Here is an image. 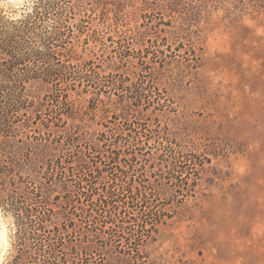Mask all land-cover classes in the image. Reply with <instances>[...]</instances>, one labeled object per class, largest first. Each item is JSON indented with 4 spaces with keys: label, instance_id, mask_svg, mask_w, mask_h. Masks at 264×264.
Wrapping results in <instances>:
<instances>
[{
    "label": "rangeland",
    "instance_id": "1",
    "mask_svg": "<svg viewBox=\"0 0 264 264\" xmlns=\"http://www.w3.org/2000/svg\"><path fill=\"white\" fill-rule=\"evenodd\" d=\"M27 1L0 0V10L7 21H17ZM100 2L99 6L71 2L76 15L69 24L83 19L87 28L83 34L75 32L67 47L73 45L81 59L92 60L106 75L113 72L108 57L115 56L121 39L129 40L130 52H136L143 43L139 40L144 39L155 53L153 61L144 64L130 59L122 71L132 80L143 64L144 77L155 79L159 97L152 98L148 110L127 114L120 104L103 96L104 104L92 110L90 94L71 92L76 113L74 121L62 117L67 120L64 130L71 124L80 126L78 132L84 139L100 134L108 138L122 134L127 139L143 136L138 146H145L144 151L136 168L129 171L132 190L141 191L147 184L160 187L164 194L159 198L142 196L166 217L153 239L139 243L136 234L127 235L122 229V222L110 231L95 230L80 217L81 211L73 221L76 227L66 226L70 221L65 222L64 212L54 206L53 225L36 234L61 242L55 251L61 258L59 264H264V0ZM117 14H123L128 26L119 33L114 25L108 27ZM93 30L99 31L104 45L94 41ZM64 55L58 56L61 62L76 63ZM6 60L10 65L12 60ZM21 63L12 68L17 75L25 67ZM35 92L43 96L42 87ZM42 113L0 121V135L29 141L35 130L45 132L38 118H53L49 109L43 108ZM158 136L180 144L179 151L200 155L204 165L191 175L177 174L178 181H163L169 171L158 158L169 154L153 145ZM84 148L75 150L76 161ZM179 185L182 189L176 191ZM166 194L173 196L169 199ZM140 215L130 212L134 220ZM0 225L6 232L0 264H6L16 253L13 246L20 236L13 218L1 209Z\"/></svg>",
    "mask_w": 264,
    "mask_h": 264
},
{
    "label": "trees",
    "instance_id": "2",
    "mask_svg": "<svg viewBox=\"0 0 264 264\" xmlns=\"http://www.w3.org/2000/svg\"><path fill=\"white\" fill-rule=\"evenodd\" d=\"M72 1L28 0L22 5V14L17 21H7L0 10V121L5 122L6 118L15 115L38 117L44 114L43 108L45 112L49 109L53 117L38 118L45 132L35 130L36 135L31 137L35 139L34 143L30 135L27 142L11 140L8 134L0 135V209L13 218L15 233L20 236L13 246L16 253L6 264L61 262L55 253L61 242L36 234L46 232L53 225L54 206L64 212L65 222L70 221L66 226L75 228L73 221L78 218L77 211H81L80 217L95 230L110 231L122 222V229L127 235L136 234L139 243L153 239L166 217L142 196L145 193L157 199L164 194L160 187L147 184L142 187L143 192L132 190L134 180L129 171L136 168V160L144 151L145 146H138L142 144L143 136L127 139L122 134L113 138L100 134L84 139L78 132L80 126L71 124L64 130L67 120L74 121L76 113L71 92L77 96L90 94L88 102L92 110L104 104L103 96L110 103L120 104L127 114L148 110L152 98L158 96L154 89L155 79L144 77L143 64L132 80L122 71L127 70L130 59L145 61L144 64L153 61L155 53L146 46L144 39L139 40L143 43L138 44L136 52L128 50L129 40L121 39L115 56L108 57L113 72L106 75L92 60L81 59L73 45L67 47L77 35L75 32L83 34L87 28L83 19L77 25L69 24L76 15ZM82 2L96 6L101 3L100 0ZM107 19L104 16L106 22ZM111 25L116 27L117 33L121 27H128L123 14H117L114 23L108 27ZM93 33L94 41L104 45L99 31L93 30ZM108 41L113 42L111 38ZM63 53L68 61L72 59L76 63L61 62L58 56ZM7 58L12 60L10 65L13 67ZM19 61L25 67L17 75L12 68ZM38 87H42V97L35 92ZM137 126L141 125L137 123ZM126 132H131V126ZM153 145L169 154L158 158L161 166L169 171L165 172L167 178L163 181H178L177 174L191 175L195 168L204 165L200 155H194L192 150L179 151L182 146L168 137L158 136ZM82 147H85L84 151L79 152L82 155H77L76 161L74 152ZM69 149H74L71 154ZM94 153L97 156H93ZM176 188L180 191L182 186ZM167 196L171 199L173 194ZM131 211L140 213V218L132 219ZM125 241L130 243V240Z\"/></svg>",
    "mask_w": 264,
    "mask_h": 264
},
{
    "label": "bare ground",
    "instance_id": "3",
    "mask_svg": "<svg viewBox=\"0 0 264 264\" xmlns=\"http://www.w3.org/2000/svg\"><path fill=\"white\" fill-rule=\"evenodd\" d=\"M6 247V232L5 228L0 225V258L4 252V249Z\"/></svg>",
    "mask_w": 264,
    "mask_h": 264
}]
</instances>
